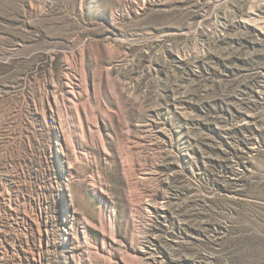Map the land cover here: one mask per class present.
I'll use <instances>...</instances> for the list:
<instances>
[{"label": "rangeland", "instance_id": "1", "mask_svg": "<svg viewBox=\"0 0 264 264\" xmlns=\"http://www.w3.org/2000/svg\"><path fill=\"white\" fill-rule=\"evenodd\" d=\"M0 264H264V0H0Z\"/></svg>", "mask_w": 264, "mask_h": 264}]
</instances>
